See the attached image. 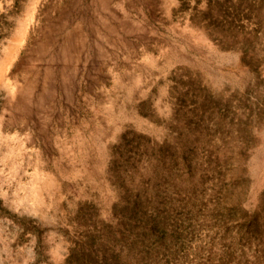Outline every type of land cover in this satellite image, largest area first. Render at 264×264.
Returning <instances> with one entry per match:
<instances>
[{
    "label": "rangeland",
    "instance_id": "1",
    "mask_svg": "<svg viewBox=\"0 0 264 264\" xmlns=\"http://www.w3.org/2000/svg\"><path fill=\"white\" fill-rule=\"evenodd\" d=\"M0 264H264V0H0Z\"/></svg>",
    "mask_w": 264,
    "mask_h": 264
},
{
    "label": "trees",
    "instance_id": "2",
    "mask_svg": "<svg viewBox=\"0 0 264 264\" xmlns=\"http://www.w3.org/2000/svg\"><path fill=\"white\" fill-rule=\"evenodd\" d=\"M258 219H260V216H258Z\"/></svg>",
    "mask_w": 264,
    "mask_h": 264
}]
</instances>
